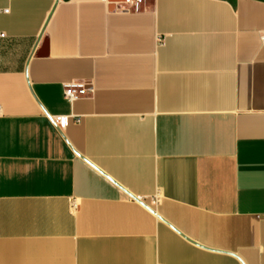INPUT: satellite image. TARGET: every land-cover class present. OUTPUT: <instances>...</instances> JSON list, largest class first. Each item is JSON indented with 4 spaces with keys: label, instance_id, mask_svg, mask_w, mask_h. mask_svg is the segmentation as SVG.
<instances>
[{
    "label": "crops",
    "instance_id": "1",
    "mask_svg": "<svg viewBox=\"0 0 264 264\" xmlns=\"http://www.w3.org/2000/svg\"><path fill=\"white\" fill-rule=\"evenodd\" d=\"M122 7L0 0V264H264V0Z\"/></svg>",
    "mask_w": 264,
    "mask_h": 264
},
{
    "label": "built area",
    "instance_id": "2",
    "mask_svg": "<svg viewBox=\"0 0 264 264\" xmlns=\"http://www.w3.org/2000/svg\"><path fill=\"white\" fill-rule=\"evenodd\" d=\"M109 3H115L118 5H123V10L128 11H140L144 5V0H105ZM262 42L264 43V32L261 35ZM89 92L87 85L83 81L73 80L64 84V96L70 102H74ZM56 124L59 126L65 125L67 123V119L64 117H58L54 119ZM75 203L72 202V206L75 207Z\"/></svg>",
    "mask_w": 264,
    "mask_h": 264
},
{
    "label": "water",
    "instance_id": "3",
    "mask_svg": "<svg viewBox=\"0 0 264 264\" xmlns=\"http://www.w3.org/2000/svg\"><path fill=\"white\" fill-rule=\"evenodd\" d=\"M136 199H138L139 200V198H136ZM141 201V200H140ZM142 202V201H141ZM142 203H144V202H142ZM145 204V203H144ZM146 205V204H145ZM147 206V205H146Z\"/></svg>",
    "mask_w": 264,
    "mask_h": 264
}]
</instances>
